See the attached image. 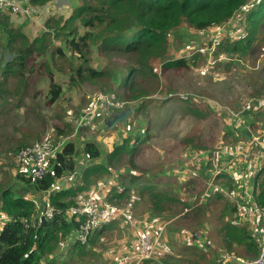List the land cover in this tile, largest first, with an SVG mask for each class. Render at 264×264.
Returning a JSON list of instances; mask_svg holds the SVG:
<instances>
[{"label": "trees", "instance_id": "obj_1", "mask_svg": "<svg viewBox=\"0 0 264 264\" xmlns=\"http://www.w3.org/2000/svg\"><path fill=\"white\" fill-rule=\"evenodd\" d=\"M81 1V5L67 18L47 19L45 22L46 31L32 39H29L19 29L14 28L9 23L8 11L0 10V30H4V40H6L3 46L11 50L14 55L10 64L9 61H6L3 66L0 87L6 85L7 75L9 74L17 79H22L23 82L21 84L23 87L17 83L13 86L14 90L10 91L11 95H16L13 98L14 101L12 102L11 99L1 94V101L6 102L0 103V105L6 108L12 106L16 108L17 112L22 111L19 102H21L23 91L26 89V77L23 76L22 72L24 70L32 71L31 67L25 68L27 61L25 59L31 56L33 52L37 54L47 53L51 60H53L55 54L59 58H65V54L60 46H56L53 50L49 48V33H53L56 37L58 33H62L59 37L69 47L77 60L71 59L73 55H71V58L68 56L69 63L65 62L66 66H64L65 64H61L60 66L63 70L66 68L70 83L82 87L84 84L101 82L102 84L98 87L99 90H104L105 88L112 89L113 86L124 85L128 90V96L135 99L138 97L139 92H142L130 93L134 85L133 80H130L132 74L138 71H146L152 75H147L146 73L145 75L156 78L158 73L155 72L154 68L155 65H158V68L160 67L161 70L159 71L158 78L161 79L162 83L167 84L165 78L168 77L165 76H168L169 73H174L176 78L181 77L185 72L184 69L190 70V68H194L197 61H200L204 57L205 60L212 58L217 53L215 45L217 47L224 45V49L228 52H237L240 56L247 54L252 50L253 45L262 39L258 32L260 28H264V0H262L260 4L240 18V21H243L245 26L243 35H238L235 38L225 36L222 43H212V41H209L206 45L208 53H201L199 49H196L192 54L185 56L175 51L170 53L173 43V33L176 35L174 36L175 38L182 39L181 31H177L181 27L202 32L211 28L221 30L223 29L222 26L228 24L231 20L230 18L234 16L239 7L247 0ZM76 22L83 26L84 30L82 32L79 31ZM1 37L0 32V39ZM3 46L0 43V47L2 48ZM92 46L107 60L105 66L97 68L89 64ZM211 46H214V48L210 49ZM173 55L179 56L175 57ZM217 56H221V54L219 53ZM220 59L223 60V56ZM250 69L254 68L250 67ZM258 73L259 70L255 69L254 74L258 75ZM163 74L166 75L163 76ZM260 78L264 82V75ZM49 85L51 101H53L59 96L60 86L52 82ZM134 86L136 87V85ZM263 90L264 85H261L260 89L256 90V92L263 94ZM104 93L108 94V92ZM119 96V94H115L113 97L126 103V99ZM189 97L188 95L185 98L177 96L183 103L181 104L182 107L195 103L191 102ZM11 102L12 105L9 106ZM142 105L143 102L136 104L135 114L142 110L144 107ZM209 107L211 106L209 105ZM111 109L113 110L114 108ZM87 120L83 121V123H87ZM224 126H226L227 134H230L231 123L225 122ZM149 131L148 129L144 133L145 136L140 135L141 139L137 136L139 144L134 145L129 143L127 137L114 145L112 149L105 150L104 153L101 152L99 144L94 140L84 142L81 149L77 148L75 142L71 140L65 141L55 151L54 155L50 157L49 169L40 178L25 175V171L15 165L14 170L17 171L15 178L21 181V189H25L24 193L29 195L26 197V195L20 193L21 190L8 186L0 191V264H54L56 250L63 243L66 245L67 238L70 239V232L77 227L80 220L60 213L47 218L45 222L41 223L36 212L38 209L37 201H35V197H32L31 192L40 197L39 194L50 189L55 180L61 177V175L72 171L76 166L74 157L81 150L89 160L103 159V162L98 161L97 165L99 166L95 170L104 171L108 174L114 173L113 168L107 165V163L118 161L126 154L135 156L144 147L145 138L148 137ZM186 144L182 142L181 148L186 146ZM19 145L21 146L20 148L25 146L24 143H19ZM203 146L205 145H198L200 148ZM189 149L196 150L194 147H190ZM189 151H184V155L180 156L177 160L175 158L169 159L167 150L162 154L159 153L158 157L162 160L164 174H155L154 177L148 176L135 187H131L130 183H124L121 180V183H119L121 189L114 190L116 192H113L112 196L117 201L124 199L127 203H130L135 213L137 212L136 205L139 202L138 200L141 201L143 197L144 201L147 202L144 212L148 213L147 216L149 218H156L154 216L158 218V213L174 215L172 206L168 207L163 204L168 201L174 202V207L179 204L181 206L180 209L185 211V215L188 212L193 214V211L201 210L202 214L207 216L205 214L207 208H204L203 204L198 203L204 189L202 182L199 181L200 174L196 178H178V176L182 175L177 171L176 165L178 163L183 164L182 168L187 173L188 167L185 164L187 155H190ZM168 172L172 174L171 179L162 180V176L165 177ZM122 175L130 181L140 177L139 171H134L131 167L125 168ZM87 176L88 174L86 173L84 178H87ZM223 177L226 178L225 181H223L225 179ZM217 178L219 179L217 180ZM253 178L255 199L259 204L264 205V163ZM234 181L231 175H225L224 172L216 174L214 182L219 187L217 186L216 190L213 189L209 192L207 201L221 199L224 202L219 215L221 223L219 225L216 223V228L221 234L220 237L224 244L223 248L245 257H251L257 253V242L248 229L233 218L236 210V205L232 200L234 198L233 192H231ZM160 182L165 183L164 188L159 186ZM136 187L137 189H135ZM80 188L81 186H78L76 189L68 188L51 191L48 195L50 203L61 211H64L65 208L74 204L76 199L73 196ZM147 193L151 194V198L146 196ZM45 195L41 196V200H45ZM225 206H228V211L225 210ZM190 215L188 217L191 218V222L187 223L185 227L188 229L198 228L197 230H199L202 226L201 215H198L194 219ZM109 227H114V224L109 222L92 230L87 238V242L81 243L72 240L68 249L77 250L82 253L87 247V243L92 244L96 237ZM187 245L190 246L192 252L197 249L194 244ZM164 247L166 252H159V257L143 259L140 264H174L169 260L171 255H175L176 258L174 260L176 261L184 258L180 250H177L178 253L172 250V248L176 250V247L172 243L168 246L164 245ZM234 247H241L243 250H237ZM186 254L184 251V255ZM190 261L191 264L197 263H192V259ZM218 262L220 261L217 259H215V262L213 260L208 262L207 260L205 264H218ZM178 263L183 264L180 261Z\"/></svg>", "mask_w": 264, "mask_h": 264}, {"label": "rangeland", "instance_id": "obj_2", "mask_svg": "<svg viewBox=\"0 0 264 264\" xmlns=\"http://www.w3.org/2000/svg\"><path fill=\"white\" fill-rule=\"evenodd\" d=\"M57 1L59 5L54 7V14L52 16L48 15L51 17H49L50 19L58 18L59 15L67 16V13L62 11L65 6H67V10H70L68 0H54L53 3H57ZM17 11L28 12L20 6L13 12L16 13ZM28 14H31V12ZM240 17L241 15L230 18L231 20L228 24L223 25L221 30L211 28L202 32L181 27L177 31H181L183 38L177 39L174 37L176 35L172 34L173 43L170 53L175 51L188 56L196 49H199L201 53H208L206 45L209 41L222 43L225 36L235 38L238 35H243L245 26L243 21H240ZM76 23L79 31L82 32L84 30L83 26L78 22ZM45 31L46 28L44 27L42 32ZM258 33L262 39L253 45L252 50L247 54L240 56L237 52H228L224 49V45L218 47L215 45L217 53L212 58L205 60L204 57L197 61L194 68H190V70L184 69L185 72L181 77L176 78L174 73H169L168 76L163 74V76L168 77L165 78L167 84L162 83L161 79L158 78L159 71H161L158 65H155L154 68L155 72L158 73L156 78L147 76L152 74L146 71H138L132 74L130 80H133V84L138 89L133 85L130 93L135 94L138 91L143 93L139 92L138 97L135 99L128 96V90L124 85L113 86L112 89L99 90L98 87L102 84L101 82L84 84L82 87L70 83L66 68L63 70L60 66L61 64L66 66V63H69L68 56L71 58V55H73L71 59L77 60L69 47L59 37L62 33H58L57 37L53 33H49V48L53 50L56 46H60L65 54V61L57 57L56 54L51 60L50 56L44 52L39 54L33 52L31 56L25 59L27 60L25 68L31 67L32 71L24 70L22 72L23 76L26 77V89L23 91L21 102H19L21 112H17L16 108L11 106L16 95H11L10 91L14 90L13 86L17 83L23 87L21 85L23 84L22 79H17L9 74L7 75L6 85L0 87V95L4 94L3 96L12 100L9 105L11 106L10 108L0 105V191L8 186L21 190L20 193L26 195V197L29 195L24 193L25 189H21V181L15 178L17 171L14 170L16 161L13 156L16 153V149L21 147L19 143H24L26 146L39 142L44 138H50L53 144L57 145L60 141L74 139V142L81 147L88 139L97 141L101 152L104 153L105 150L112 149L114 145L127 137L129 143L139 144L137 136L141 139L140 135L145 136L144 133L149 129L150 133L145 138L144 147L135 156L126 154L118 161L108 162L107 165L113 168L114 173L108 174L104 171L101 175L97 172L93 173L88 177L87 182L85 181L86 187L75 193V198L90 193L106 197L121 189L119 184L121 180L124 183H130L131 187H135L148 176L154 177L155 174H164L162 160L158 157L159 153L162 154L167 150L168 158L177 160L184 155V151L190 150V155H187L185 164L188 167L187 173L182 168L183 164L178 163L176 165L177 171L182 175L178 176V178H196L200 174L199 181L202 182L204 189L198 203L203 204L202 206L207 208L205 211L207 216L202 214L201 210H195L193 214L188 212L185 215V211L180 209L181 206L179 204L174 207V202H164L165 206H172L174 215L158 213L159 220L157 216L153 215L156 217L157 222L165 226L162 241L160 246L154 251L153 258L159 257V252H166L164 245L168 246L172 243L176 247V250L174 248L172 250H180L181 255L184 257L179 259L183 264H191V259L192 263L197 262L196 264H205L207 260L208 262L211 260L215 262V257L210 256L214 253L215 248H223L224 245L220 237L221 234L216 228V223L218 225L221 223L219 215L224 202L221 199L207 201L209 192H205V182L206 179L212 176L216 165L220 163L219 160H216V152L213 147L216 146L217 142L219 143L220 139L230 142L233 138L231 133L223 132L226 130L224 123H232L229 111L238 109L244 100L264 97V92L263 94L256 92L261 85H264L260 78L264 75V28H260ZM3 42H6V40L0 39V43L2 44ZM211 48H214V46H211ZM219 53L223 56V60L220 59L221 56H217ZM13 57V52H10L6 61H9L10 64ZM106 63L107 60L92 46L89 64L100 68L105 66ZM250 67L254 69H250ZM255 69L259 70L258 75L254 74ZM51 82L60 86L59 96L53 101H51L49 92V83ZM104 92H108L107 95L111 98H116L113 96L119 94L121 98L126 99L124 105L131 106L132 113L111 128L106 127L102 120V117H109L110 113L104 114L100 112L102 116L95 113L86 121L87 123H78L80 113L90 106L92 97ZM187 95L190 96L191 102L195 103L182 107L181 104L183 103L177 96L185 98ZM4 102L6 101H1L0 97V103ZM140 102H143L142 106L144 107L135 114L136 104ZM226 118L227 121H225ZM257 118L258 116L254 119ZM182 142L187 144L181 148ZM198 145L205 146L200 148ZM190 147H194L196 150L189 149ZM86 161L90 160L86 159ZM86 161L82 162V165L79 163L82 168ZM92 161L103 162V159H93ZM80 165L75 170L76 173H78ZM127 167H131L134 171H139L140 177L131 181L127 177H123L122 174ZM87 174L89 175L90 173ZM25 175L27 174L25 173ZM78 175L81 176L79 173ZM171 177L172 174L168 172L161 179L167 180V178L171 179ZM225 180L226 178L223 181ZM164 184V182H160L159 186L164 188ZM217 186L219 187L214 182V189ZM31 193L32 197H35V201H37L38 209L36 212L39 217L45 205V200H41V197L33 194V192ZM146 196L151 198V194L147 193ZM138 201L136 210H141L147 206V202L144 201L143 197L141 201ZM116 202L123 205L127 203L124 199ZM225 210L228 211V206H225ZM190 214L192 219L202 214L200 216L201 227L205 225L204 218L206 217L212 226L209 235L206 236L208 245L206 246L204 243H201V245L194 244L197 247L194 252L190 250V246L183 240V235H186L187 230L190 232H200L201 230V227L199 230H197L198 228L188 229L185 227L187 223L191 222V218L188 217ZM112 223L114 227H110L111 231L106 235L101 234V237H97L92 244L87 243V247L82 253L68 249L72 240L67 238L66 246L60 245L56 250L54 264H112L116 252L119 249L120 252L128 250L133 239L132 232L125 223L121 220L120 223L117 221H112ZM153 234H155V230H153ZM206 247L207 249H204ZM234 248L243 250L241 247ZM184 251L187 253L186 255H184ZM175 258V255H171L169 260L174 264H179V261L174 260ZM141 262V260L137 261L134 259L129 264H140ZM218 264L225 263L218 262Z\"/></svg>", "mask_w": 264, "mask_h": 264}, {"label": "built area", "instance_id": "obj_3", "mask_svg": "<svg viewBox=\"0 0 264 264\" xmlns=\"http://www.w3.org/2000/svg\"><path fill=\"white\" fill-rule=\"evenodd\" d=\"M261 1L247 0L235 12L233 18L240 15L242 17ZM18 7V3L15 0H0V10L2 11L9 10L13 12ZM22 9L28 12L31 10L29 7ZM22 13L26 14L24 12ZM124 103L123 100L111 98L106 93L96 94L92 97L90 106L80 113L78 123H83V121L89 119L99 110L101 105L121 109L125 106ZM263 105L264 97L244 100L238 109L229 111L230 117L233 120H244L245 116L252 110L260 108ZM249 137L251 142L257 141V136H255L254 132L249 131ZM64 142L60 141L57 145H54L50 138H44L39 142L26 145L18 149L14 154L15 165L18 168H22L27 175L40 178L49 169L50 157L54 155L55 151L60 147V144ZM248 146L249 142L240 145L235 144L232 147H213L216 152V160L220 161L219 158L221 157L224 163L220 161L216 165V169L213 170L212 176L205 182V192H211L214 189V177L216 174L227 172L231 175L235 180L233 190L231 191L234 196L232 200L236 205L233 218L237 221L245 222V225L247 224L252 235V228L257 229L258 240L253 236L257 241V253L254 256L245 257L231 250L221 247L215 248L213 253L215 259L225 264H264V205L256 201L253 193V184L250 182V179H252V173H250L249 169L250 156L245 152L244 157L247 160H237V158L241 157L239 154L244 151V147L246 148ZM260 157L264 159V153ZM75 199L74 204L65 208L64 211H61L50 203L49 197L46 194L45 205L42 208L41 215H44L47 219L55 214L62 213L67 217L79 219L80 221L77 227L70 232L69 236L71 240H76L81 243L87 241L92 230L112 221L120 223L121 220L130 228L133 239L128 250L116 252L112 264H129L134 259L138 261L153 258L154 251H156L162 241L165 231L164 224L157 222L153 217L149 218L147 215L136 214L130 203H125L124 205L118 204L116 198L112 195L104 197L90 193ZM157 219L159 220V218ZM153 230H155V234H153ZM183 240L187 244L201 245V243H204L206 246L208 245L204 229H201L200 232H190L187 230L186 235H183ZM204 249H207V247Z\"/></svg>", "mask_w": 264, "mask_h": 264}, {"label": "crops", "instance_id": "obj_4", "mask_svg": "<svg viewBox=\"0 0 264 264\" xmlns=\"http://www.w3.org/2000/svg\"><path fill=\"white\" fill-rule=\"evenodd\" d=\"M15 1L22 8L31 7V10L29 11V12H31V14H28L29 12H27L26 14H23L21 11H17L16 13H14V12H11L9 10H5V11L9 12V23L12 24L14 28L19 29L29 39H32L35 36H39L42 33V31L45 27L46 20L49 19V17L54 14L53 13L54 7L59 5L58 1H57V3L56 2L53 3L54 0H35V1L34 0H15ZM68 1H69L68 6L70 7V10L66 9L67 6H65L64 10H62L63 12L65 11L67 13V16L64 17L63 15H59V18H63V19L67 18L82 3L81 0L80 1L79 0H68ZM79 2H80V4H79ZM51 3H53V4L51 5ZM48 15H50V16H48ZM3 31H4L3 29L0 30L1 35H2L1 39L4 40L5 37H4ZM3 44H5V42L2 43V46H3ZM10 52H11V50H9L8 48H6L4 46L2 48L0 47V67H1L0 68V78L2 75V69H3L2 66L5 65V62H6ZM113 110L111 109V107L101 105L99 110L97 111V114L101 115L100 112H103L104 114L110 113V115H109V117H110ZM252 114H253V116H252ZM256 116H258V118L260 120L258 118L254 119ZM105 118H108V117L107 116L102 117L103 122H104ZM225 121H227V118L225 119ZM249 131L254 132L255 136H257L256 142L250 141ZM223 132L227 133V130H225ZM230 133L233 136V138H232V140H230V142H225L224 140L220 139L219 143L217 142L216 146H218V147H221V146L222 147H228V146L232 147L235 144L240 145V144H245V143L249 142V146L246 148L244 147V151H242L239 154L241 157L237 158V160L238 161L247 160V159H245L244 154H245V152L248 153V155L250 156L249 169H250V173H252V176H251L252 179H250V182H251V184H253V179H254L253 177L255 176V173L260 169L261 165L264 163V159H261V157H260V155L262 153H264V105L260 108H256V109L252 110L247 116H245L244 120H242V119L241 120H233L232 119ZM71 141L74 142V139H71ZM27 143H29V142H27ZM83 144H82V146H83ZM75 145L79 149L82 148V146L79 147V145L76 143H75ZM86 159L88 160L86 154L83 153L81 150L80 153H78V155H76L74 157V160L76 161V166L74 167V169L72 171L66 172L65 174L61 175V177H59L57 180H55V182H54L53 186L50 188V190H46V191L39 194L40 197L43 194L49 195V193L51 191L63 190V189H68V188L76 189L78 186H81V188L78 189L76 192L81 191L82 189H84L86 187L85 181L87 182L88 177L90 175H92L94 171H96L99 175H101L103 173V171L95 170L96 167L99 166V165H97L98 161H92L93 159H90V161H86ZM219 159L222 163H224V160L221 157ZM84 161H86V163H84V167L82 168L81 165H82V162H84ZM79 163H81V165ZM78 165H80L78 173L81 176H79L78 173L75 172ZM254 169H255V171H253ZM86 173H90V174L87 176V178H84V175ZM224 174L229 175L227 172H224ZM103 176H104V174H103ZM109 195H112V194H109ZM73 198H75V195L73 196ZM41 208H42V205H41ZM144 211H145V207L142 208L141 210H137L136 213L138 215H147L148 213H146ZM204 220H205L204 221L205 225L203 227H201V229L205 230V235L207 236V235H209L210 229L212 228V226H211L209 220L207 221V217L204 218ZM239 223L243 224L248 229V226H247V224L245 225V222L239 221ZM110 231H111V228L109 227L103 233H100V235L101 234L106 235ZM248 231H249V229H248ZM252 233H253V235L251 234L252 237L254 236L257 239L258 235H257V229L256 228H252ZM100 235H98L97 237H101ZM97 237H96V239H97ZM118 251H120V249ZM211 257H215V255L212 254Z\"/></svg>", "mask_w": 264, "mask_h": 264}, {"label": "water", "instance_id": "obj_5", "mask_svg": "<svg viewBox=\"0 0 264 264\" xmlns=\"http://www.w3.org/2000/svg\"><path fill=\"white\" fill-rule=\"evenodd\" d=\"M130 113H132V108L131 106L127 105L124 106L122 109H114L113 112L111 113V116L108 118H105L104 123L106 127L111 128L113 127L117 122L123 121L126 119ZM40 221L41 223L46 221V218L43 215H40Z\"/></svg>", "mask_w": 264, "mask_h": 264}, {"label": "clouds", "instance_id": "obj_6", "mask_svg": "<svg viewBox=\"0 0 264 264\" xmlns=\"http://www.w3.org/2000/svg\"><path fill=\"white\" fill-rule=\"evenodd\" d=\"M41 215V214H40ZM44 216V215H43ZM45 217V216H44ZM39 218H40V216H39ZM47 220V219H46ZM63 246H66L64 243L62 244Z\"/></svg>", "mask_w": 264, "mask_h": 264}, {"label": "flooded vegetation", "instance_id": "obj_7", "mask_svg": "<svg viewBox=\"0 0 264 264\" xmlns=\"http://www.w3.org/2000/svg\"><path fill=\"white\" fill-rule=\"evenodd\" d=\"M124 108V107H123ZM122 109V108H121Z\"/></svg>", "mask_w": 264, "mask_h": 264}]
</instances>
